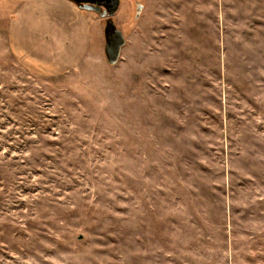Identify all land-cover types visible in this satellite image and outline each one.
Returning a JSON list of instances; mask_svg holds the SVG:
<instances>
[{
	"label": "rangeland",
	"instance_id": "rangeland-1",
	"mask_svg": "<svg viewBox=\"0 0 264 264\" xmlns=\"http://www.w3.org/2000/svg\"><path fill=\"white\" fill-rule=\"evenodd\" d=\"M118 6L0 0V264H264V0Z\"/></svg>",
	"mask_w": 264,
	"mask_h": 264
},
{
	"label": "water",
	"instance_id": "water-1",
	"mask_svg": "<svg viewBox=\"0 0 264 264\" xmlns=\"http://www.w3.org/2000/svg\"><path fill=\"white\" fill-rule=\"evenodd\" d=\"M73 2L76 7L83 10H92L101 17H105L103 27L104 35V54L105 60L109 64H115L121 51V47L125 43L124 35L116 27L111 16L119 7V0H68Z\"/></svg>",
	"mask_w": 264,
	"mask_h": 264
},
{
	"label": "bare ground",
	"instance_id": "bare-ground-1",
	"mask_svg": "<svg viewBox=\"0 0 264 264\" xmlns=\"http://www.w3.org/2000/svg\"><path fill=\"white\" fill-rule=\"evenodd\" d=\"M53 29H55V28H53Z\"/></svg>",
	"mask_w": 264,
	"mask_h": 264
}]
</instances>
